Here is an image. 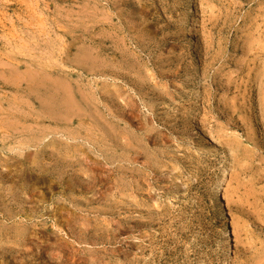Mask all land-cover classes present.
Instances as JSON below:
<instances>
[{
    "label": "rangeland",
    "instance_id": "1",
    "mask_svg": "<svg viewBox=\"0 0 264 264\" xmlns=\"http://www.w3.org/2000/svg\"><path fill=\"white\" fill-rule=\"evenodd\" d=\"M192 8L0 0V264H264V0Z\"/></svg>",
    "mask_w": 264,
    "mask_h": 264
},
{
    "label": "bare ground",
    "instance_id": "2",
    "mask_svg": "<svg viewBox=\"0 0 264 264\" xmlns=\"http://www.w3.org/2000/svg\"><path fill=\"white\" fill-rule=\"evenodd\" d=\"M188 3L190 6L191 15L187 23V32L192 37L193 34L195 33V30L199 22H198V14L195 11H193V8H192L193 0H188ZM219 173H220L219 177L217 178L216 183H215V197H216L217 202L220 203L222 216H223V221L220 227L222 247L229 254L232 248V241H231L232 239H231V233H230L229 219L227 218V215L225 213L226 203L224 201L223 194H222V191L224 189L225 182H226L227 167L225 165L222 166Z\"/></svg>",
    "mask_w": 264,
    "mask_h": 264
}]
</instances>
